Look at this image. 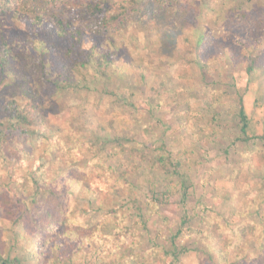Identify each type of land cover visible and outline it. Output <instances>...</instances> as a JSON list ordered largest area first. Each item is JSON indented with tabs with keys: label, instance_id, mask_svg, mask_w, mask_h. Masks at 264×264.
Returning <instances> with one entry per match:
<instances>
[{
	"label": "rangeland",
	"instance_id": "1",
	"mask_svg": "<svg viewBox=\"0 0 264 264\" xmlns=\"http://www.w3.org/2000/svg\"><path fill=\"white\" fill-rule=\"evenodd\" d=\"M86 1L61 0L58 11L69 15ZM128 1L109 0L108 5L113 7ZM134 1L138 2L136 11L124 24V29L114 34L117 61L125 67L117 70L112 84L128 89L131 110L126 112H134L136 118L135 126L121 133L120 141L125 148L116 146L108 156L101 157L87 151L88 143H93L97 150L103 146L104 142L97 134L99 131L104 133L99 122L110 119L116 108L109 99L95 93L60 88V78H54V74L61 73L53 57L55 50L42 46L43 58L50 67L54 66L49 67L53 74L45 78L35 75L34 86L49 112L36 122V137L31 135L24 139L31 154L30 161L22 165L9 159L0 165V190L25 199L28 193L17 184V178H31L36 165L44 163L49 177L75 182L69 189L61 191L66 214L74 212L72 222L81 234L84 231L90 233L91 222L104 220L105 212L114 204L124 205L126 215L134 214L135 217L139 212L147 215L148 230L142 232L140 228L136 231L137 236L122 237L115 231L116 227L109 225L103 232V243L109 249L108 253L114 251V254L104 263L97 258V264H152L156 255L165 258L162 248L167 252L174 251L169 237L178 230L184 208L197 216L191 225L193 231L176 240L178 251H181L178 254L184 252L180 255V263L187 258H203L210 264L217 249L229 241L223 235L212 247L203 242L204 229L200 221L209 215L208 208L228 215L226 223L220 222L225 232L233 223L252 222L263 238H250L242 246L245 250L250 247L248 252L255 251V255L261 257V249L257 248L264 245V195L259 194L257 187L264 177V139L243 141L241 138L236 117V93L246 82L245 69L240 63L217 57V49L207 38L214 35L235 51H243L229 36H247L250 32L239 25L232 9L244 2L246 11L264 18V0ZM253 31L264 38V34L255 28ZM205 32L209 36H200ZM9 34L15 36L22 31L13 25ZM95 39L104 46L109 45L104 37ZM257 76L264 104V67L258 68ZM216 103V113H212L209 105ZM43 123L48 128H43ZM145 126L153 127L159 134L164 132L171 159L186 177L166 175L150 163L141 162L137 152L144 154L149 152L146 147L159 145L155 144L156 138L144 133ZM261 126H254L252 133H257ZM44 135L49 141L43 140ZM124 171H128L127 175L120 177ZM148 178L150 184L144 182ZM217 180L234 181V184L228 190H221L217 188ZM183 181L188 187L185 197L179 192L164 196L163 203L157 200L156 183L176 191ZM82 185H93L95 196L91 193L81 195ZM133 199L141 211L133 204ZM101 202L106 205L105 209L96 213L95 206ZM121 210L118 208V213ZM113 218L107 217L106 222L110 223ZM14 239V232L0 225V244L12 246L10 258H17L23 264H36L32 250H25ZM131 245L135 246L134 250H130ZM195 248L197 252H190ZM82 250V256L74 255L76 264L81 263V259L91 263L101 256L88 242ZM192 264L196 262L193 260Z\"/></svg>",
	"mask_w": 264,
	"mask_h": 264
},
{
	"label": "trees",
	"instance_id": "2",
	"mask_svg": "<svg viewBox=\"0 0 264 264\" xmlns=\"http://www.w3.org/2000/svg\"><path fill=\"white\" fill-rule=\"evenodd\" d=\"M60 3L61 0H0V165L9 159L22 165L30 161L31 154L24 139L30 138L31 135L33 138L36 137V122L43 114L49 112L42 103V95L34 86L35 75L45 78L48 74H53L51 69L54 66L50 67L45 57L43 58L42 46L55 50L53 57L60 66L61 73L54 74V78H60L61 83L58 84L60 88L73 92L85 90L87 93H95L94 95L100 98L109 99L116 108L110 119L99 122V127L104 133L94 132L102 138L103 146L97 150L93 143H88L87 151L101 157L108 156L116 146L124 149V143L120 141L121 133L129 131L136 124L135 113L126 112L131 110L128 103L130 97L126 93L128 89L114 86L112 79L119 68L125 67L117 61L118 47L114 34L124 29V24L136 11L138 2L129 0L127 3L120 2L111 7L108 5L109 0H88L69 15L58 11ZM232 11L238 18L239 25L246 32H250L247 36L246 34L229 36L232 43L240 46L243 51H235L232 46L218 41L214 35L210 37L207 32L200 36H209L207 39L209 44L217 49L215 51L217 57L224 58L230 63H240L245 69L246 82L236 93L237 125L243 141L264 139V104L261 102L262 91L257 80L258 68L264 67V38L253 31L255 28L264 34V18L261 15L254 16L252 11H246L244 2L234 7ZM75 13L77 14L72 15ZM13 25L19 27L22 34L10 35L9 29ZM249 35L252 37L249 38ZM95 37H104L109 45H102ZM216 106L217 103L209 105V110L216 113ZM42 125L43 128H48L46 124ZM258 125L262 126L253 134L252 128ZM143 128L144 133L156 138L155 144L159 145L155 148L151 145L146 147L149 152L144 154L137 152L141 162L150 163L154 169L161 170L166 175H183L171 159V152L164 140V132L159 134L151 126ZM43 140L49 141V137L44 135ZM127 173L128 171L122 172L120 177ZM30 177L19 176L16 180L28 193L25 199L13 197L0 190V208L3 209L0 213V225L14 232L17 244L20 242L25 250H32L36 264H76L74 255L82 256L83 245L87 242L101 256L98 255L99 257L97 256L95 261L91 260V263L81 259L79 264H97V261L104 263L114 254V251L109 254V249L103 243V232L108 230L109 225L116 227L115 231L122 237L137 236L136 231L140 228L142 232L148 230L147 215L139 212L135 218L134 214L129 216L124 213V205L114 204V207L104 214L109 218L114 216L110 223L106 222L107 217L97 223L91 222L90 233L84 231V234H81L72 222L74 212L66 214L61 191L69 189L75 182L49 177L48 168L44 163H38ZM123 182L126 180L123 179ZM144 182L151 183L149 178ZM184 183L183 181L176 191L167 190L156 183L157 200L163 203L164 196L179 192L185 197L188 187H185ZM233 184L234 181L223 180H217L216 183L217 188L221 190H228ZM81 190V195L91 193L95 196L93 185H82ZM257 191L264 195V177L258 182ZM132 201L141 211L137 201L134 199ZM98 205L95 206V212L104 211L106 205L102 202ZM120 207L122 210L118 213ZM207 210L209 215L200 221L204 229L205 245L212 247L216 239L223 235L229 240L223 247L217 249L215 259H211L210 264H264V245L257 248L261 249V257L255 255V251L248 252L250 247L245 250L242 246L250 238L260 240L263 238L252 222L233 223L225 232L220 222L224 220L226 223L228 215L211 208ZM196 216L195 212L189 213L184 208L178 230L169 237L174 251L171 253L162 248L165 258L156 255L152 264H192L193 260L196 264H209V261H203V258H187L185 262L180 263V255L184 252L178 254L181 251H178L176 240L182 234L193 231L191 225ZM129 248L134 250L135 246L131 245ZM11 249L12 246L0 244V264H23L17 258H10ZM190 252H197V248L191 249Z\"/></svg>",
	"mask_w": 264,
	"mask_h": 264
}]
</instances>
